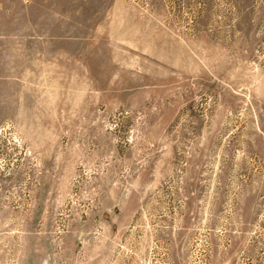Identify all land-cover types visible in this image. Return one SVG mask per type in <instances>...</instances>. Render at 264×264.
<instances>
[{
	"label": "rangeland",
	"instance_id": "rangeland-1",
	"mask_svg": "<svg viewBox=\"0 0 264 264\" xmlns=\"http://www.w3.org/2000/svg\"><path fill=\"white\" fill-rule=\"evenodd\" d=\"M0 264H264V0H0Z\"/></svg>",
	"mask_w": 264,
	"mask_h": 264
}]
</instances>
